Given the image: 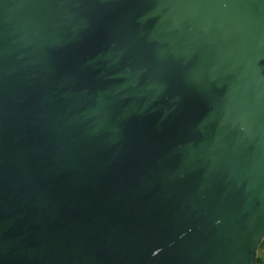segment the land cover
<instances>
[{"label":"water","instance_id":"obj_1","mask_svg":"<svg viewBox=\"0 0 264 264\" xmlns=\"http://www.w3.org/2000/svg\"><path fill=\"white\" fill-rule=\"evenodd\" d=\"M264 0H0V264H258Z\"/></svg>","mask_w":264,"mask_h":264},{"label":"crops","instance_id":"obj_2","mask_svg":"<svg viewBox=\"0 0 264 264\" xmlns=\"http://www.w3.org/2000/svg\"><path fill=\"white\" fill-rule=\"evenodd\" d=\"M262 257L263 261L260 264H264V243L261 245L259 251H258V258Z\"/></svg>","mask_w":264,"mask_h":264},{"label":"trees","instance_id":"obj_3","mask_svg":"<svg viewBox=\"0 0 264 264\" xmlns=\"http://www.w3.org/2000/svg\"><path fill=\"white\" fill-rule=\"evenodd\" d=\"M263 243H264V242H263ZM262 261H263V259H262V257L260 256V257L258 258V264H260Z\"/></svg>","mask_w":264,"mask_h":264}]
</instances>
